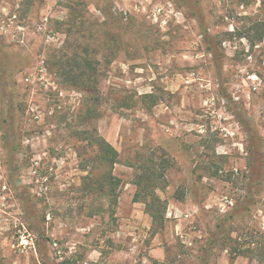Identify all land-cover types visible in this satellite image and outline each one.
<instances>
[{"label": "rangeland", "instance_id": "rangeland-1", "mask_svg": "<svg viewBox=\"0 0 264 264\" xmlns=\"http://www.w3.org/2000/svg\"><path fill=\"white\" fill-rule=\"evenodd\" d=\"M84 52L96 90L56 73ZM0 264H264V0H0Z\"/></svg>", "mask_w": 264, "mask_h": 264}, {"label": "trees", "instance_id": "trees-1", "mask_svg": "<svg viewBox=\"0 0 264 264\" xmlns=\"http://www.w3.org/2000/svg\"><path fill=\"white\" fill-rule=\"evenodd\" d=\"M67 57V55H62ZM56 73L64 80L65 84H70L76 88L94 89L96 85L95 73L98 63L89 58L87 53L82 55L73 53L70 57L58 58L55 61ZM94 77L91 80V76ZM98 149L99 160L112 168L118 162V152L111 146L104 138L100 136L94 137L92 140ZM169 168V161L162 157L154 159L149 157L139 165V173L136 174L131 181L136 190L133 195V201L144 205V212L150 217L152 226L155 231L158 230L164 223L166 213V202L161 199L156 193V189L161 190L163 185L160 182L164 181V174ZM108 184L111 191L110 202L116 204L117 194L115 187H117L121 180L113 177L108 173ZM184 193L177 196L180 200L183 199Z\"/></svg>", "mask_w": 264, "mask_h": 264}]
</instances>
